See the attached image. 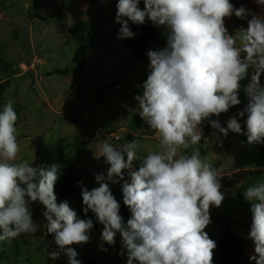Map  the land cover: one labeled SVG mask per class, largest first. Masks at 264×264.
I'll return each instance as SVG.
<instances>
[{"label":"clouds","instance_id":"clouds-1","mask_svg":"<svg viewBox=\"0 0 264 264\" xmlns=\"http://www.w3.org/2000/svg\"><path fill=\"white\" fill-rule=\"evenodd\" d=\"M140 2L118 0L116 23L121 25L118 39L135 38L129 22L139 26L148 20L164 29L166 46L147 51L143 95L135 97L139 115L157 134L158 148L141 156L135 140L119 148L102 142L94 155L104 158L106 175L95 174L99 186L91 190L78 182L83 213L91 212L103 226L104 243L114 245L120 234L119 254H126L127 264H213L217 243L205 228L212 222L210 207L219 208L225 197L219 171L193 146L202 140L205 122L224 137L232 132L246 135L249 145L264 143V15L244 5L236 8L230 0H143V9ZM255 2L264 6V0ZM233 14L240 19L251 16L247 28L235 35L229 34L224 19ZM249 75L246 106L222 127L212 117L241 103L240 82ZM245 114L243 131L238 118ZM17 121L9 101L0 111V242L34 235L41 228L31 207L39 202L43 227L56 245L51 251L49 246L44 249L47 257L56 261L66 255L68 264H81L71 245L90 242L94 221L81 219L67 201L57 202L54 186L60 165L18 160ZM137 159L140 166L134 170ZM110 183L121 185L123 204L131 213L126 223ZM243 195L251 202L249 260L264 264V182L249 186ZM100 247L107 251L103 244Z\"/></svg>","mask_w":264,"mask_h":264},{"label":"rangeland","instance_id":"rangeland-1","mask_svg":"<svg viewBox=\"0 0 264 264\" xmlns=\"http://www.w3.org/2000/svg\"><path fill=\"white\" fill-rule=\"evenodd\" d=\"M117 2L0 0V84L4 83L0 105L3 110L11 101L18 115V160L30 163L34 160V164L46 166L58 164L60 173L59 157H75L78 160L76 172L85 174L81 181L89 190L99 186L95 174L106 175L108 165L104 158H95L102 142L107 140L119 148L126 143L127 135L141 137L135 140L141 156L157 150L159 143L155 131L139 115L135 97L143 95L142 84L148 74L147 51L164 48L166 36L161 38L163 46L150 43L143 60H134L123 40L118 39ZM230 2L236 8L244 5L250 12L264 15V6L255 0ZM77 19L89 23L87 38L92 46L83 48L69 37V28ZM224 19L229 34L235 35L239 29L247 28L251 16L240 19L233 14ZM147 23L156 27L151 21ZM65 69L69 72H63ZM249 80L250 75L240 82L238 98L241 101L246 98L244 86ZM261 83L264 84V74ZM233 107L227 113V120L234 115ZM145 124L146 130L153 134L151 137L141 135ZM219 143L220 138L211 135L193 146L199 148L201 157L219 171L221 192L225 197L219 208L210 207L212 222L205 231L218 245V240L224 236L226 220H231L232 229L246 244L240 264H254L249 260L253 244L247 239L252 218L251 202L245 200L243 192L238 195L226 191L223 186L240 171L264 170V162L260 160L258 149L247 140L233 141L228 147ZM191 150L185 153L190 154ZM139 166L137 159L133 162L134 170ZM109 186L116 200L123 204L121 185L110 183ZM75 187L81 191L80 184ZM63 201H67L81 219L91 217L94 221L90 242L71 245L81 264H112L127 258L126 254H119L122 249L119 233L114 245L101 240L103 226L91 212L85 216L82 199H57L58 203ZM31 207L33 219L41 228L34 235L21 234L18 250L7 241L0 242V264H68L66 255L56 261L47 257L44 249L47 246L49 251L56 248L54 237L43 227L46 223L43 206L34 202ZM129 217H123L125 223ZM101 244L107 251L101 249ZM216 249L213 250V264H217Z\"/></svg>","mask_w":264,"mask_h":264},{"label":"trees","instance_id":"trees-1","mask_svg":"<svg viewBox=\"0 0 264 264\" xmlns=\"http://www.w3.org/2000/svg\"><path fill=\"white\" fill-rule=\"evenodd\" d=\"M242 1V0H237ZM139 7L143 9L144 3L141 0ZM119 29L121 25L118 23ZM129 27L133 32L136 33L135 38L133 39H122L127 50L131 53L132 57L136 61H142L144 53L150 43L163 46L161 38L165 35L164 29L159 27H152L147 23L144 25H135L129 22ZM89 30V23L87 21L77 19L73 25L69 28L68 34L69 37L80 43L83 48L92 46V42L87 38V32ZM63 72H69L68 69H65ZM4 86V83L0 84V97L1 89ZM248 102V98H244L241 103L233 107V114H236L239 111H243L244 107ZM1 104V103H0ZM0 111H2L0 105ZM227 113H222L218 118L213 116L212 119H218L222 127H227ZM242 130L246 131V125L244 121L247 119V114L243 117L238 118ZM148 125V124H147ZM144 127L143 133L144 137H151L153 134L150 131H147L146 124L142 125ZM203 138L213 135L214 132H217V136L220 138V143L225 146H229L231 142L237 140H247L246 135L235 134L229 132L227 137H224L218 134V130H215L211 127L210 123L205 122L202 125ZM141 137H134L127 135L125 137L126 143L133 140H138ZM216 145V148L218 145ZM260 155V160L264 162V143L262 144H253ZM59 163L62 166V171L59 173V178L54 186V192L59 200H69L73 199L75 201H80L81 191H79L75 185L80 182L85 174H78L76 168L78 166V160L75 157H69L62 155L59 157ZM258 182H264V170H244L233 175L225 184L224 189L226 191H234L236 194L241 195L249 186H252ZM120 215L122 217L130 216L131 213L129 209L124 205L120 204ZM22 235L14 238L9 242L10 246L14 250L19 249V239ZM245 242L241 237L232 229L231 220H226V227L224 231V236L218 240V245L216 249V263L217 264H240L244 258L245 253ZM83 264H93V263H83ZM112 264H127V258L120 259L116 263Z\"/></svg>","mask_w":264,"mask_h":264}]
</instances>
